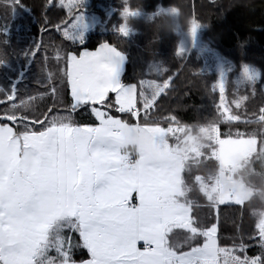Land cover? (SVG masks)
I'll return each instance as SVG.
<instances>
[{
	"label": "trees",
	"instance_id": "16d2710c",
	"mask_svg": "<svg viewBox=\"0 0 264 264\" xmlns=\"http://www.w3.org/2000/svg\"><path fill=\"white\" fill-rule=\"evenodd\" d=\"M69 1L52 0L49 4L48 0H20L19 6L11 7L10 11L7 2L0 3V59H5L0 61L4 64L0 65V87L8 89L11 83L15 85L17 96L13 99L17 104L19 98L33 97L29 105L31 114L46 113L48 108L64 112L71 97L66 84L61 82L63 73L57 65L63 67L64 64L56 60L57 52L61 56L66 52L78 55L79 51L96 49L102 43L117 46L125 55L121 76L124 86H143L150 92L153 81L160 82L171 75L169 88L157 98L154 108L142 120L140 117L129 119L120 113L116 115L123 119L121 122L137 126L184 127V133L173 140H180L177 137L189 133L194 135L195 148L183 163L185 192L181 197L182 202L192 206L193 227L200 232L217 224L219 247H230L237 255L244 256L238 249L247 245L248 257L261 255L264 250L258 240L264 236V0H127L129 8L140 9L137 17H128L131 30L127 36L117 30L124 19L121 13L126 6L125 0H79L84 13L79 25L95 24L81 41L69 39L57 28L58 25L62 28L64 21L70 18L67 6L75 0ZM173 3L182 11L178 22L161 23L149 19L148 14L154 12L157 5L167 7ZM193 18L201 25L196 33L199 48L181 58L177 55V46L183 36L190 34ZM48 19L53 23L46 24ZM169 25H174L177 31H169ZM40 40L46 47L39 50L32 61H26L24 53L32 47L33 41ZM45 56L48 57L47 68L53 74L54 96L50 95L51 87L42 72ZM220 62L222 71L219 70ZM27 63H30L28 71L17 83L19 68L23 69ZM242 64L258 68L260 74L247 79L241 73ZM221 79L224 81L222 92L219 90ZM10 104L11 101L0 93V116ZM77 113L73 116L78 122L92 123L88 112L78 109ZM230 116L235 120L231 121ZM1 122L12 123L16 134H22L23 125L18 121ZM217 127L227 130L226 135H250L259 140L258 151L235 172V177L252 190L251 198L243 204H218L202 189L204 185L215 184L220 171L214 153ZM123 149L124 153L137 150L135 145ZM73 222L76 226L77 218ZM54 232V236L63 239L68 235V227L59 228L58 224L48 244ZM179 233H187L188 237L180 239L176 236ZM75 235L73 240L77 239ZM204 240L201 233L174 227L168 235V246L180 252L201 246ZM60 243L53 240L52 248ZM77 252L80 251L76 249L73 257Z\"/></svg>",
	"mask_w": 264,
	"mask_h": 264
},
{
	"label": "snow or ice",
	"instance_id": "6c2138e0",
	"mask_svg": "<svg viewBox=\"0 0 264 264\" xmlns=\"http://www.w3.org/2000/svg\"><path fill=\"white\" fill-rule=\"evenodd\" d=\"M2 2L10 5L8 11L21 3L20 0H0V3ZM48 3L51 4L52 0H48ZM67 7L70 18L64 21L62 28L59 25L57 28L62 30L66 37L72 39L76 35L74 21L81 18L82 10L79 0H75ZM73 9L79 10L73 11ZM133 14L132 9L125 6L121 13L124 17L123 22L117 29L122 36H127L129 32L127 19ZM52 23V20H46V24ZM199 27L201 25L197 23L196 18H193L189 29L190 35L195 37ZM45 47L42 40L33 41L32 47L24 53L25 60L32 61L33 57L39 54V50ZM183 52L182 46L177 48V55L181 58ZM43 59L42 72L45 74L48 86L51 87L50 95L54 96L56 88L52 83L53 74L47 68L48 57L45 56ZM123 59L118 47L110 43H104L94 51L84 49L79 51L78 55L66 52L61 56L57 52L56 60L63 61L64 64L63 67L57 65L63 73L61 82L66 84L71 97L64 112L48 108L46 113L31 114L29 105L32 104L33 97L19 98L17 104L13 99L17 96L16 86L11 83L8 89L0 87V93L11 101L10 107L4 110L3 116H0V121H18L23 125L22 134L17 135L8 123L0 122V264H23V261L17 258L16 248L6 241L10 235L23 232L25 214L43 191V181L39 175L26 176L18 169L17 144L22 140L26 147H31L33 150L49 144H59L74 151L83 182L82 189L86 191L90 176L98 173L101 166L111 157L110 151L100 150L99 145L105 143L109 136L108 126L123 120L116 113L123 114L129 119L140 117L142 120L154 108L157 98L169 88L173 79L171 75L160 82L153 81L150 92H146L143 86L138 88L137 85H122L117 79V70ZM3 60L5 59H0ZM0 65L4 66L2 63ZM29 66L30 63L24 64L23 69L18 71L17 83L22 81ZM243 75L249 80L253 78L248 74L247 68L244 69ZM47 92L46 87L45 93ZM40 95L43 96L44 93ZM78 109L89 113L93 118L91 124H82L74 118L73 114H78ZM17 113L21 115L18 116ZM93 145L97 147L93 148ZM83 191H78L77 194L82 195ZM83 214L87 217V207L84 208ZM5 227L8 231L4 230ZM86 227L87 231L94 232L91 225ZM73 234H76V240H73ZM35 235L33 233L28 240L21 241L26 254L31 250L29 241L35 239ZM204 239L208 241L209 237L205 236ZM258 244L264 250V236L258 240ZM246 248L247 245H241L238 249L244 253L240 258V264H264V252L256 257H248ZM76 249L86 250L87 258L82 255L79 260L74 259L73 253ZM118 251L116 245H110L104 238L93 236L92 239L87 240L85 230L71 224L68 226V235L57 248H48L49 253L59 252L62 264H117L122 260V255H117ZM189 251L206 253L207 247ZM136 264H151V261L146 255H141L136 257ZM179 264H197V262L191 259L190 254H186L179 260Z\"/></svg>",
	"mask_w": 264,
	"mask_h": 264
},
{
	"label": "crops",
	"instance_id": "0c3cea01",
	"mask_svg": "<svg viewBox=\"0 0 264 264\" xmlns=\"http://www.w3.org/2000/svg\"><path fill=\"white\" fill-rule=\"evenodd\" d=\"M124 66L125 63L121 70V75ZM7 123L15 132L13 124ZM137 127V125L121 121L108 126L109 136L105 143L99 145V148L103 151H110L111 157L101 166V170L98 173H93L90 176L86 191L82 189L83 182L74 151L59 144H49L36 150L26 147L22 140L17 144L16 164L20 172L26 176L39 175L43 181V191L25 214L23 232L10 235L6 241L7 244L16 248L17 258L22 260L23 264L37 263L34 249L36 242L40 240L41 229H48L49 235L45 243L47 246L52 230L64 218H77V226L85 230L87 240L95 236L104 238L110 245H116L119 249L117 255H122V260H119L117 264H135L134 257L135 255L137 256V253L139 254V248H143L145 244H153L149 238L145 242L142 241V213L136 204V194L134 200L133 185L136 175L132 170L128 169V166L121 158L122 153L125 154L124 146H134L133 143H130L127 136L132 134V128ZM185 141L187 142V147H189L193 138L189 135ZM96 147L97 145H93V148ZM185 154V152L181 153L182 167L186 158ZM209 188L210 186L204 185L202 189L211 200H214L209 196ZM78 191H83V194L78 195ZM184 192L183 187L182 193L176 198V203L179 206L178 212L185 214L181 218L182 222H177L168 232L162 235L166 248L177 259L179 256H183L181 253L190 249L179 252L168 246V235L174 227L190 230L193 233H203L204 237L209 229L198 232L193 227L191 222L192 206L181 200ZM85 207L88 209L87 217L83 214ZM147 207L149 209L152 208L151 206ZM187 212L191 216L190 219L187 216ZM87 225H91L94 228V232L87 231ZM184 225H189V227ZM4 230L8 231L7 227ZM33 233L36 234L35 239L29 241L31 250L26 254L21 241L28 240ZM176 236L183 239L187 238L188 234L179 233ZM174 243L179 244L181 242ZM198 247L200 246L194 248ZM77 254L73 258L79 260L81 257L79 258ZM174 258L171 261L179 264ZM210 261H213V259H210ZM38 263L41 264V259Z\"/></svg>",
	"mask_w": 264,
	"mask_h": 264
},
{
	"label": "rangeland",
	"instance_id": "374dc122",
	"mask_svg": "<svg viewBox=\"0 0 264 264\" xmlns=\"http://www.w3.org/2000/svg\"><path fill=\"white\" fill-rule=\"evenodd\" d=\"M81 1L85 2L88 0ZM87 15L94 17V14L91 13H87ZM82 16H84V13H81ZM78 21H74L76 25L74 39L76 38L81 41L88 32L94 29L95 24L79 25ZM85 42L86 40L83 43ZM180 44L184 50L183 57H188L193 49L199 48L197 34H195V37L190 34L183 36L177 47ZM121 55L124 59L120 62L117 70V79L120 83L122 76L121 70L125 63V55L123 53ZM222 68V62H220L219 70L222 71ZM219 90L220 92L224 90L223 79L220 81ZM222 105L224 106L223 102ZM223 111L229 114L226 107H223ZM230 120L234 121L235 118L230 116ZM185 130L184 127L180 128L176 125L167 127L138 126L137 128H132V134H128L127 136L129 137L128 140H130V143L136 146L139 154V165L135 167V174L137 182V206L141 209L142 213L141 238L143 242L149 238L153 243H149L152 248L143 247L144 245L142 246L143 248H139V254L137 253V256L146 255L150 258L151 264H177L171 261L174 257L163 243L162 235L168 232L177 222H182L181 218L185 215L184 213L178 212L179 206L176 203V198L182 193L183 188L181 153L185 152V157H187L188 153L195 148L193 147L195 146V142L194 137H192L193 141L187 147L188 145L185 140L189 135L177 137L180 140H173L177 135L183 134ZM226 131L223 127H217L215 129L217 149L214 150V153L219 160L220 171L215 184L210 186L208 193L218 204H243L251 198L252 190L235 177V172L242 166L246 159L248 160L251 155L258 151L259 140L257 137L250 135H226ZM180 142L182 143L179 144ZM121 158L122 160L124 159L123 153ZM147 206H151L152 208L149 209ZM187 216L190 219L191 216L188 212ZM73 219L64 218L59 222V228L64 226L68 227L70 224L74 226ZM75 225L77 226V224ZM184 226L189 227V225ZM45 229H41L40 240L35 244L36 264H40L38 263L40 259L42 264H61L59 252L55 254L49 253L48 248L53 247V240L55 243L57 240L62 242L63 239L59 235L54 236V232L53 237L46 246L45 243L49 233L47 231L48 229ZM205 235L209 237V240L205 241L202 246L196 249L207 247L206 253L199 251L190 253V251H186L181 253L183 256H179L178 259H181L186 254H190L191 259L196 261L197 264H240V258L243 256L237 255L230 247H219L217 224L211 226ZM78 251L80 252L76 254L79 258L82 255L84 258H87L86 250L78 249ZM137 256L135 255L134 257L135 264ZM174 259L179 262L177 258ZM210 259H213V261H210Z\"/></svg>",
	"mask_w": 264,
	"mask_h": 264
},
{
	"label": "clouds",
	"instance_id": "9594fccd",
	"mask_svg": "<svg viewBox=\"0 0 264 264\" xmlns=\"http://www.w3.org/2000/svg\"><path fill=\"white\" fill-rule=\"evenodd\" d=\"M126 6L129 7L128 3H126ZM133 11V15L130 17H137L140 14V9L139 8H131ZM182 15V11L180 7L173 3L167 7H164L162 5H157L156 9L154 12L148 14L149 19L153 20L154 22H161V23H166L167 20H172V21H179V18ZM162 17L165 18L162 20ZM127 25L129 28V31L131 30V26L128 23L127 19ZM168 30L175 33L177 31V28L174 25H169ZM248 69V74L252 77L258 76L260 74V70L258 68H254L250 65L242 64L241 65V73L242 75L244 74V69Z\"/></svg>",
	"mask_w": 264,
	"mask_h": 264
},
{
	"label": "bare ground",
	"instance_id": "6f19581e",
	"mask_svg": "<svg viewBox=\"0 0 264 264\" xmlns=\"http://www.w3.org/2000/svg\"><path fill=\"white\" fill-rule=\"evenodd\" d=\"M103 44V43H102ZM102 44H100V45H102ZM100 45H98V47L100 46ZM97 47V48H98ZM96 48V49H97ZM87 50H90V49H87ZM93 50H95V49H93ZM5 121H7V120H5ZM188 135H191V137H194V135H192V134H187V136ZM194 139H195V137H194ZM195 145V144H194ZM123 160L122 161H124L125 163H126V165L128 166V169L129 170H132L133 171V173L135 174V167H137L138 165H139V154H138V151L136 150V152H134V153H125V154H123ZM130 158H134L135 159V162L134 163H131L130 161H129V159ZM136 175V174H135ZM136 184H137V182H136V177H135V180H134V200H135V194L137 195V193H136ZM135 203V202H134ZM136 204H137V201H136ZM51 235V234H50ZM50 237V236H49Z\"/></svg>",
	"mask_w": 264,
	"mask_h": 264
},
{
	"label": "built area",
	"instance_id": "2783aa9c",
	"mask_svg": "<svg viewBox=\"0 0 264 264\" xmlns=\"http://www.w3.org/2000/svg\"><path fill=\"white\" fill-rule=\"evenodd\" d=\"M129 161L131 163H134L135 162V159L134 158H130ZM144 247H146V248H152L151 245H149V244H145Z\"/></svg>",
	"mask_w": 264,
	"mask_h": 264
},
{
	"label": "water",
	"instance_id": "95a60500",
	"mask_svg": "<svg viewBox=\"0 0 264 264\" xmlns=\"http://www.w3.org/2000/svg\"><path fill=\"white\" fill-rule=\"evenodd\" d=\"M182 40H184V39H182ZM179 47H181V44L179 45ZM12 122V121H11Z\"/></svg>",
	"mask_w": 264,
	"mask_h": 264
}]
</instances>
